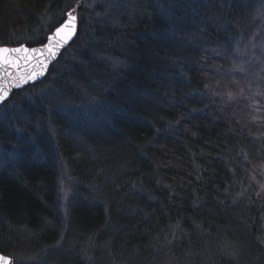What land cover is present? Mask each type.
<instances>
[{"label":"trees","instance_id":"16d2710c","mask_svg":"<svg viewBox=\"0 0 264 264\" xmlns=\"http://www.w3.org/2000/svg\"><path fill=\"white\" fill-rule=\"evenodd\" d=\"M257 1L0 0L7 46L44 43L78 6L74 43L28 88L65 99L25 115L59 129L55 114L97 118L54 138L83 183L109 178L105 196L76 194L67 224L53 188L35 197L0 180V219L12 220L0 250L14 264H264V139L247 136L264 126V82L247 86L255 74L234 54L256 32Z\"/></svg>","mask_w":264,"mask_h":264},{"label":"bare ground","instance_id":"6f19581e","mask_svg":"<svg viewBox=\"0 0 264 264\" xmlns=\"http://www.w3.org/2000/svg\"><path fill=\"white\" fill-rule=\"evenodd\" d=\"M64 20H66V16L63 20L56 22L57 24L54 26L51 33L48 34V37L52 35L55 27H59ZM48 37H46L44 43L39 45L30 46L28 44H18L14 45V48L23 45L30 48L43 46L48 42ZM75 39L66 49H64V53L69 51V48L74 43ZM0 46L6 47L7 45L0 44ZM59 60L60 59L50 67L43 80H40L33 85H27L24 88L14 90L9 94L3 105H0V180L5 184L13 185L12 187L18 191L24 190L35 197L38 196L39 190H46L47 193V190L50 187L53 188V191L55 190L53 197L56 198L57 203H60V207L64 206V209L67 211L65 212L60 208V216L63 223L67 224L71 216L67 209H69L68 206H70V204L75 202L77 198L76 194H81L90 190L97 198L105 196L109 194L106 185L109 183L107 180L109 178L103 176L98 177L101 179L92 184L89 182L83 183L80 180L79 173L72 174L65 169L68 168L69 165L60 154L58 142L54 138L56 134L60 133L63 138L69 137L74 139V134L69 128L72 125L66 123L80 121V124H88L86 125L88 127L90 124L97 126V118H87L82 116L80 120H77L76 118L65 120L61 114H55V122L60 125V129L51 126L49 121H45L44 123L40 118H36L31 123L28 122V119L26 118V115L31 116L28 105L35 108L34 110L44 113L57 110L65 99L68 92L65 89L53 91L44 90L38 92L36 95L28 93V88L32 86H42L45 83L51 70ZM74 61L76 62L75 58ZM119 75L120 73L118 72L116 77ZM123 77L125 76L120 75L118 78ZM129 88L130 87L122 88L124 89L125 96L135 93L134 91L131 92ZM132 97H136V100H141L140 97L136 95H133ZM20 105L24 111L21 109ZM11 106L15 107L13 111ZM78 111H81L86 115V111L85 109H82V107H76L75 112ZM101 121H103V119H101ZM21 151L22 153H20ZM39 171L41 173H38ZM31 173H35L33 174L35 176L33 180H30L29 178ZM97 173L98 172L93 169L89 170L90 176H95ZM0 222L5 226L10 227L12 220L8 216H5L3 219H0ZM18 231L21 234H26L27 229L19 228ZM0 255L6 259H11V264H14V258L9 253V248L4 249V251L0 250ZM83 255H85V252ZM23 258L25 260L27 259L25 254L23 255ZM75 260L74 264H81V260Z\"/></svg>","mask_w":264,"mask_h":264},{"label":"snow or ice","instance_id":"6c2138e0","mask_svg":"<svg viewBox=\"0 0 264 264\" xmlns=\"http://www.w3.org/2000/svg\"><path fill=\"white\" fill-rule=\"evenodd\" d=\"M119 0H113V4H118ZM99 16L100 13H97ZM107 15V13H104ZM67 19L62 21L59 27H55L54 32L48 37L49 43L42 48H32L21 46L16 48H9L0 46V105L8 98L10 93V86L5 83L12 77V73L8 72V68H15L17 72L23 71L22 77L24 83H34L33 77L39 78L42 73L36 71L35 65L32 61L35 60L41 69L46 67V62L49 58H55L59 52L58 50L66 47L68 41L77 32V15L76 9L72 8L66 13ZM15 58H12V57ZM118 63V62H117ZM31 65L32 70L26 71L25 69ZM16 87H19L17 81ZM259 242L264 244V238H258ZM5 258L0 256V262ZM8 264H11L9 261Z\"/></svg>","mask_w":264,"mask_h":264},{"label":"rangeland","instance_id":"374dc122","mask_svg":"<svg viewBox=\"0 0 264 264\" xmlns=\"http://www.w3.org/2000/svg\"><path fill=\"white\" fill-rule=\"evenodd\" d=\"M98 3L102 2V0H96ZM259 2V3H258ZM84 3V1H81L78 3V5H82ZM257 7L258 5L260 6V9L256 11V13L254 14L255 16H252L254 18V20H256V32L254 33V35L252 36V38H250V40L248 42H246L245 44H241V47H234V54L236 55V59L241 60L240 63H238L236 66H239V70L240 73H243L242 71H245L246 68H249V70L255 74L256 78L254 75H252L253 77L250 76V80H246L248 81L247 86L249 85V87H251L252 85H260L264 82V9L262 8L264 6V3L262 1H257ZM256 4L254 6H256ZM14 24H11L10 26H12ZM52 31V30H51ZM51 31L48 33L50 34ZM258 35L260 36V38L258 37ZM41 36V35H40ZM39 36V37H40ZM48 37V35H47ZM72 56V55H71ZM69 56L66 59V63L69 61H73V57ZM236 61V60H235ZM65 63V64H66ZM226 79H230V78H226ZM249 100V99H248ZM251 101V100H249ZM12 111L14 110V106H11ZM51 112V111H50ZM50 112H46L47 114ZM261 127H258L256 129H250L247 130V136L248 137H258L259 140L264 139V131L261 130ZM259 133H262V137H259ZM264 148V147H261ZM264 224V221H263Z\"/></svg>","mask_w":264,"mask_h":264},{"label":"water","instance_id":"95a60500","mask_svg":"<svg viewBox=\"0 0 264 264\" xmlns=\"http://www.w3.org/2000/svg\"><path fill=\"white\" fill-rule=\"evenodd\" d=\"M77 15V14H76ZM77 30H78V20H77ZM76 35H77V32L76 34L68 41L66 47L64 48H61L58 50L59 54L55 57V58H49L48 61L46 62V67H44L43 69H41V67L36 64V61L33 60L32 61V65H35V68H36V71L38 73H42L39 78H35L33 77V80H34V83L32 82H29V83H24L22 77L24 75V72L23 71H20V72H17V70L15 68H8V72L12 73V77L8 80V81H5V83H7L9 86H10V93L13 92L14 90L16 89H20V88H24L25 86L27 85H33L35 84L36 82L40 81V80H43L45 78V76L47 75L50 67L60 58V56L62 55V53L64 52V49H66L72 42L73 40L76 38ZM49 43V40L48 42L45 44L47 45ZM24 47H26L25 45H23ZM44 46V45H43ZM43 46H37V47H33V48H37V49H40L42 48ZM6 47H9V46H6ZM21 47V46H20ZM9 48H14V47H9ZM29 49H32L30 47H27ZM12 58H15L14 56ZM26 71H31L32 70V66L29 65L26 69ZM17 81H19V87H16V83ZM9 93V94H10ZM2 256V255H0ZM5 258V257H4ZM11 262V259H6L3 261V262H0V264H8V262Z\"/></svg>","mask_w":264,"mask_h":264}]
</instances>
